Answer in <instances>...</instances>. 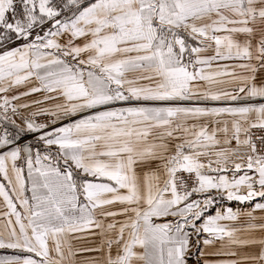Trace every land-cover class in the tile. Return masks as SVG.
<instances>
[{
	"label": "snow or ice",
	"instance_id": "snow-or-ice-1",
	"mask_svg": "<svg viewBox=\"0 0 264 264\" xmlns=\"http://www.w3.org/2000/svg\"><path fill=\"white\" fill-rule=\"evenodd\" d=\"M0 264H264V0H0Z\"/></svg>",
	"mask_w": 264,
	"mask_h": 264
},
{
	"label": "crops",
	"instance_id": "crops-1",
	"mask_svg": "<svg viewBox=\"0 0 264 264\" xmlns=\"http://www.w3.org/2000/svg\"><path fill=\"white\" fill-rule=\"evenodd\" d=\"M227 203H229L232 207H237V205L236 204H234V203H232V202H227ZM85 256H88V255H93L92 253H85L84 254Z\"/></svg>",
	"mask_w": 264,
	"mask_h": 264
},
{
	"label": "rangeland",
	"instance_id": "rangeland-1",
	"mask_svg": "<svg viewBox=\"0 0 264 264\" xmlns=\"http://www.w3.org/2000/svg\"><path fill=\"white\" fill-rule=\"evenodd\" d=\"M25 142H27V141H25ZM30 195V194H29Z\"/></svg>",
	"mask_w": 264,
	"mask_h": 264
}]
</instances>
